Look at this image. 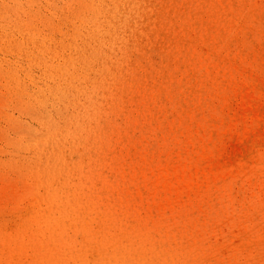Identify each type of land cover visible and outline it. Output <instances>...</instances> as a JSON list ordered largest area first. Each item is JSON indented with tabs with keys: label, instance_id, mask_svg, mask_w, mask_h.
<instances>
[{
	"label": "rangeland",
	"instance_id": "1",
	"mask_svg": "<svg viewBox=\"0 0 264 264\" xmlns=\"http://www.w3.org/2000/svg\"><path fill=\"white\" fill-rule=\"evenodd\" d=\"M0 264H264V0H0Z\"/></svg>",
	"mask_w": 264,
	"mask_h": 264
},
{
	"label": "bare ground",
	"instance_id": "2",
	"mask_svg": "<svg viewBox=\"0 0 264 264\" xmlns=\"http://www.w3.org/2000/svg\"><path fill=\"white\" fill-rule=\"evenodd\" d=\"M95 52H96V50H95ZM96 60H97V58L93 57L92 59L87 60L84 63H82L81 65H83V68H81L80 72H81V74L84 73L82 78H84L85 80L89 79L88 82H90L92 86H94V84H95L97 86L96 88L98 89V87H99L98 84H97L98 83L97 82L98 81V77L95 76L92 79V81H90V78L88 77V73H89V71L91 69L95 72L94 64H95ZM106 68H109V67H106ZM109 72H108V74H109ZM69 74H72V72H69ZM72 80H70V81H72ZM62 84L67 85L68 81H62ZM59 86L60 85H56V86L50 88L49 91L50 92H54L57 89H59ZM102 89H104V88H102ZM83 93H85V92L83 91L80 94H83ZM228 136L229 135H228L227 132H223L221 134V138H222L221 140L226 141ZM198 141H199L198 139L193 138L191 140V147L195 148V146L198 144ZM206 154H210V155L215 156L214 157V167H213L214 170H217L219 167H221L223 165V163H221V164L219 163L220 161H224V160L225 161L232 160V161H237V162H242L243 161L241 156H239L238 154L230 153L228 156H222V153L219 150H217V149H216V151H214V153H212V151H211V153L207 152ZM234 155H235V157H233ZM202 160L203 159H201V160H190L188 163L185 162L184 166L180 167L181 171L178 169L177 171L175 170L174 172L171 173L170 170L166 169L168 175H171L170 177L174 176L175 177L174 181H177L176 185L179 184L181 187H183L182 189H180L178 186H176V187L175 186H171V182H168L166 178H161L160 179V181H162V185H163L162 187L165 186L164 188H166V189L170 188L171 191L173 190V191H176L178 193H182L183 191H189L190 194H195L194 191H196L197 188H193V187H195L197 185L193 184L192 182H193L194 179H197V177L193 178V176L197 175L202 170V168H203ZM187 176H189L190 178H185Z\"/></svg>",
	"mask_w": 264,
	"mask_h": 264
}]
</instances>
